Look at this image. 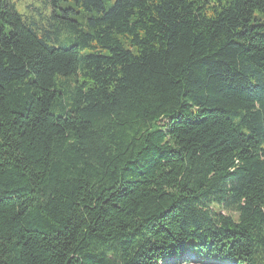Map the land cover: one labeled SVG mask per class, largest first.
<instances>
[{"label": "trees", "instance_id": "trees-1", "mask_svg": "<svg viewBox=\"0 0 264 264\" xmlns=\"http://www.w3.org/2000/svg\"><path fill=\"white\" fill-rule=\"evenodd\" d=\"M0 0V264H264V0Z\"/></svg>", "mask_w": 264, "mask_h": 264}, {"label": "rangeland", "instance_id": "rangeland-1", "mask_svg": "<svg viewBox=\"0 0 264 264\" xmlns=\"http://www.w3.org/2000/svg\"><path fill=\"white\" fill-rule=\"evenodd\" d=\"M18 13L28 22H33L38 26H43L49 16L50 8L47 0H10ZM190 263L195 264L193 259L189 258ZM166 264H179L169 260ZM181 264V263H180Z\"/></svg>", "mask_w": 264, "mask_h": 264}]
</instances>
